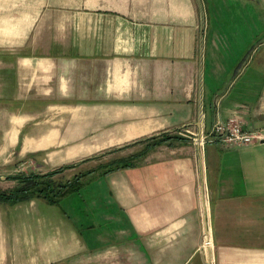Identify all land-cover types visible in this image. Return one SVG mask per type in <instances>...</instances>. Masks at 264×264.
<instances>
[{
    "label": "crops",
    "instance_id": "crops-1",
    "mask_svg": "<svg viewBox=\"0 0 264 264\" xmlns=\"http://www.w3.org/2000/svg\"><path fill=\"white\" fill-rule=\"evenodd\" d=\"M229 119L264 131V0H0V168L184 140L106 175L125 230L0 202V264H264V159L199 144Z\"/></svg>",
    "mask_w": 264,
    "mask_h": 264
},
{
    "label": "trees",
    "instance_id": "trees-1",
    "mask_svg": "<svg viewBox=\"0 0 264 264\" xmlns=\"http://www.w3.org/2000/svg\"><path fill=\"white\" fill-rule=\"evenodd\" d=\"M183 141L184 140L181 137L175 134L174 135L162 134L159 137H152L145 141H139L135 144L129 145L121 149L111 150L109 152H106L105 154H113L135 145H144L142 146L141 150H139L135 154L128 155L127 157L112 158L108 162L98 163L97 166L87 171H83V172L78 171L70 179L66 180L63 183L58 180H55V177L61 175L65 171L74 170L78 165L88 161H92L97 157L89 158L75 164L64 165L56 170H53L51 172H46L43 174L31 173L28 175L25 174L13 175L7 177V179L16 181L18 183V187L8 191H0V202L16 205L19 203L28 202L36 199L42 200L48 205L59 207L62 214L66 216L68 219H70L67 216L66 212L61 207V203L65 199H68L70 203L68 205H71V207H75V209H73L72 211L74 212L76 210L78 214L81 216L82 214L79 211L81 209V206H79L81 204V201L82 203L87 205V200L91 198L88 196L87 191L83 189L85 186L84 185L85 180H90L91 182H93V180H99L101 177L105 178L106 175L113 173L115 171L137 168L141 164L139 162L145 159L149 153H151L158 147L162 145L169 146L173 142H183ZM103 155L100 156L102 157ZM100 156H98L97 159H99ZM98 187L100 188L93 191L94 199L101 198L103 199V202H106L104 201V199L106 198V193L104 192L101 186L98 185ZM82 191L85 194L84 196L82 194L81 197ZM74 195H77L81 200H77V198H74L75 197ZM106 210L108 211H105L103 213L105 216L114 215L112 213L111 204H108ZM82 221L87 222L85 221L84 218H80L78 224L81 226L82 231H87L88 229H91L93 227L92 225H90L88 229L86 228L83 230L82 229L83 226L81 224ZM75 228L79 230L76 226Z\"/></svg>",
    "mask_w": 264,
    "mask_h": 264
},
{
    "label": "rangeland",
    "instance_id": "rangeland-1",
    "mask_svg": "<svg viewBox=\"0 0 264 264\" xmlns=\"http://www.w3.org/2000/svg\"><path fill=\"white\" fill-rule=\"evenodd\" d=\"M228 23H230V22H228ZM219 25H220V23H219ZM212 29H217V27H215L213 25ZM209 30H210V27H209ZM142 146H144V145H138V146L135 145L134 147L132 146V148L130 147L128 149H124L122 151H118V152L113 153V154H105L102 157L100 156V158L98 160L93 159L92 161H88V162H85L83 164L78 165L76 167V169H74V170L65 171L61 175L55 177V180H58V181L63 183L66 180L70 179L78 171H80V172L81 171L82 172L87 171V170L92 169L95 166H97L98 163L108 162L112 158L127 157L128 155L135 154L136 152L141 150ZM210 146L212 147L213 145H210ZM259 146H264V145H261L260 143L250 145V148H248V149L258 148L257 150H259L258 152L253 150V151H251V154H244V151H238V150H242L245 148H242V149L235 148L234 150H231V151H224V152L219 151V152L221 155H224L225 157L230 158L231 160H234L235 162L239 158L242 159L246 156L247 157H260V158L264 159V147H259ZM105 151H107V150H103L102 152H105ZM258 154L260 156H258ZM41 157H43V156H41ZM29 158H31V157L29 156ZM43 159H44V157H43ZM26 161H24L26 163L21 161L19 163L14 164L13 166H11V167H14L12 169H11V167H9L7 169L0 168V177L4 178V179L0 180V191H8V190H12V189L18 187V183L16 181L7 179V177L17 175V174L28 175L31 173H36V174L46 173V172H51V171L59 168L57 166H52V165L42 166V165H44V163L39 167V166H35L33 164H30L28 162L29 160H26ZM79 162H81V161H79ZM141 162H139V163H141ZM20 164H22V165H20ZM72 164H75V162H73ZM262 181H264V180H262ZM254 182H256V181H254L253 178L248 180L249 184H251V183L253 184ZM106 183H107V181L104 177H101L99 180H93V182H91L90 180H85V182H84L85 186L83 189H85V191H87L88 196L91 198L89 200H87V205H85L81 201V204L79 205V206H81V209L79 210L80 213L82 214L81 216L78 214V212L76 210L74 212L72 211L73 209H75V207H71V205H68V204H70L68 199H65L61 203L62 209L66 212L67 216L70 218L69 222L72 224L73 227L76 226L81 231L80 232L79 230H77L75 228L78 235L79 234L83 235V232H84L81 230V226L78 224L80 221V218H84L85 221H87V222H85L86 224L95 226L96 229H98V226H100L102 229V232L105 229H110V227H113L115 225L113 222L111 225H109L110 222L107 223L105 221L106 218L109 216H105L103 214L105 211L109 210V209L108 210H106V209L108 207V204H111V203L108 201L103 202V199H101V198L94 199L93 191L100 188V187H98V185L101 186L102 188H104L106 186ZM82 194L84 196L85 193L82 191L81 197H82ZM74 196H75L74 198H77V200H81L77 195H74ZM39 202H41L42 204H45L43 201H39ZM59 209H60L59 207L55 206V207H52L50 209L51 210L50 212H51V214H53L55 216H60L62 212L59 211ZM111 209H112L113 213L117 216L116 221H119V222H117L116 227H119V223H121V226L123 227V229L127 228V221L125 219V216L113 204H111ZM82 229L84 230L83 227H82ZM95 231L89 232L88 234H85V240H87V239L89 240L90 243H88V245L90 247H96L97 251H107V252L108 251L115 252L117 250L122 249L123 244L118 240V237H115L114 239H112L111 242H109L110 238L106 237L104 240L106 242L101 241L102 243L98 244V243H100V242L96 241V235H97L98 231L97 230H95ZM211 250H212V248H211ZM74 261H69V262H66L64 264H73V263L77 264V261H75V262ZM79 264H81V263H79ZM84 264H92V263L88 261V262H84ZM132 264H146V262H145V260H140L139 258H134L132 261ZM148 264H151V263L148 262Z\"/></svg>",
    "mask_w": 264,
    "mask_h": 264
},
{
    "label": "built area",
    "instance_id": "built-area-1",
    "mask_svg": "<svg viewBox=\"0 0 264 264\" xmlns=\"http://www.w3.org/2000/svg\"><path fill=\"white\" fill-rule=\"evenodd\" d=\"M201 142L202 144L218 142L236 148L245 147L264 142V131L251 132L244 130L242 125L235 119H229L225 122L217 121L211 131L203 137L202 141H199V144Z\"/></svg>",
    "mask_w": 264,
    "mask_h": 264
},
{
    "label": "water",
    "instance_id": "water-1",
    "mask_svg": "<svg viewBox=\"0 0 264 264\" xmlns=\"http://www.w3.org/2000/svg\"><path fill=\"white\" fill-rule=\"evenodd\" d=\"M262 143H264V142H262Z\"/></svg>",
    "mask_w": 264,
    "mask_h": 264
}]
</instances>
